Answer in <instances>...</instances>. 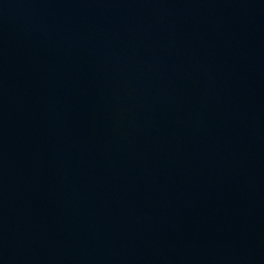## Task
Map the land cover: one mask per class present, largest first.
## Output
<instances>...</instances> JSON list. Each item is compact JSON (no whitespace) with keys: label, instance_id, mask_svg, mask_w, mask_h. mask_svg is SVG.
<instances>
[{"label":"water","instance_id":"water-1","mask_svg":"<svg viewBox=\"0 0 264 264\" xmlns=\"http://www.w3.org/2000/svg\"><path fill=\"white\" fill-rule=\"evenodd\" d=\"M0 264H264V0H0Z\"/></svg>","mask_w":264,"mask_h":264}]
</instances>
